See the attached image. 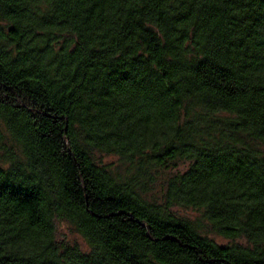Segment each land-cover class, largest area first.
<instances>
[{"label":"trees","instance_id":"trees-1","mask_svg":"<svg viewBox=\"0 0 264 264\" xmlns=\"http://www.w3.org/2000/svg\"><path fill=\"white\" fill-rule=\"evenodd\" d=\"M0 264H264V0H0Z\"/></svg>","mask_w":264,"mask_h":264},{"label":"rangeland","instance_id":"rangeland-1","mask_svg":"<svg viewBox=\"0 0 264 264\" xmlns=\"http://www.w3.org/2000/svg\"><path fill=\"white\" fill-rule=\"evenodd\" d=\"M103 162L106 164H112V165L118 164V160L116 159V157H112V156L111 157H105L103 159ZM160 186H161V179L159 178L155 188L152 190V193L154 195H158V193L160 192ZM179 214L182 216H186L189 219H191L192 221H194V223H196V225L201 227L200 231H202V233H204L205 235L209 236V238L213 239L217 244L226 245L229 243L228 240H225L221 237H218V236L212 234L211 232H209L208 229L204 228L205 223L200 220V218L197 214L192 213L190 211H180ZM57 239H59V240L64 239V240L70 241L72 243L77 242L78 244L82 245L81 238L72 232V230L70 229L69 225L66 222H63L58 226Z\"/></svg>","mask_w":264,"mask_h":264}]
</instances>
